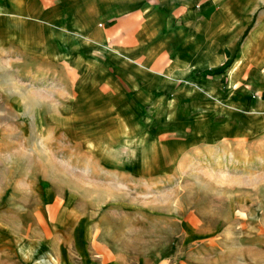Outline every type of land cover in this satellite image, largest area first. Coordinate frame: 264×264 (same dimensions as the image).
Wrapping results in <instances>:
<instances>
[{
	"label": "rangeland",
	"instance_id": "1",
	"mask_svg": "<svg viewBox=\"0 0 264 264\" xmlns=\"http://www.w3.org/2000/svg\"><path fill=\"white\" fill-rule=\"evenodd\" d=\"M27 3L35 12L42 2L0 0V264H29L24 242L42 244L35 260L61 255L76 234L71 211H59L72 193L73 205L98 209L95 241L127 262L264 264V126L211 143L220 127L206 120L187 140L204 144L164 151L175 135L158 132L154 105L136 104L133 125L121 118L103 94L119 95L102 78L103 56H94L93 76L86 56L85 72L52 53L66 28L38 27L41 19L22 14ZM46 3L50 21L65 17ZM179 110L178 119L187 108ZM139 199L157 211H111Z\"/></svg>",
	"mask_w": 264,
	"mask_h": 264
},
{
	"label": "crops",
	"instance_id": "2",
	"mask_svg": "<svg viewBox=\"0 0 264 264\" xmlns=\"http://www.w3.org/2000/svg\"><path fill=\"white\" fill-rule=\"evenodd\" d=\"M37 1L42 2L33 4L38 10L31 12L27 3L23 16L37 23L41 19L38 27L53 22L66 28L54 39L58 42L51 52L73 56L72 65L81 69L86 56L93 76L94 56H103L102 64L97 63L102 66V78L119 90V95L112 96L105 90L104 96L117 104V114L128 116L131 125L137 121L136 104H153L154 117L162 120L158 132L175 135L167 140L164 151L204 144V140H187L192 134L200 137L194 125L206 120L220 127L211 143L246 135L256 124L264 126V0H50L65 16L51 21L49 0ZM28 26L30 31L35 23ZM56 60L63 65L61 58ZM126 107H131L130 113ZM186 108L178 119L175 114ZM76 198L78 202V194L72 193L70 208L62 204L59 210L71 211L70 227L76 233L58 246L61 255L53 261L35 260L42 244L24 242L22 247L32 250L27 255L19 253L24 262L154 264V256L147 255L127 262L126 255L112 254L104 243L95 241L98 226L92 211L98 209L89 206V200L86 209L73 205ZM9 206L5 204L7 210ZM118 207L111 211H157L154 201L143 199L125 200Z\"/></svg>",
	"mask_w": 264,
	"mask_h": 264
}]
</instances>
